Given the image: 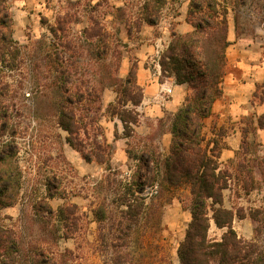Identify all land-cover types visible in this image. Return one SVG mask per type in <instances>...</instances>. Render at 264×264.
Segmentation results:
<instances>
[{
    "label": "rangeland",
    "instance_id": "rangeland-1",
    "mask_svg": "<svg viewBox=\"0 0 264 264\" xmlns=\"http://www.w3.org/2000/svg\"><path fill=\"white\" fill-rule=\"evenodd\" d=\"M143 1L6 0L20 56L16 68L0 70V99L8 106L21 186L2 214L22 248L41 247L55 264H178L177 245L190 220L189 190L162 183L161 173L137 156L168 152L171 119L194 92L192 83L162 76L158 63L172 35L193 26L189 0H167L156 24L137 26ZM217 1L227 7L229 44L221 95L202 119V134L208 149L219 152L220 168L232 173L222 191L224 206L247 209L264 201V127L258 124L264 114V0ZM131 68L142 99L134 106L138 123L126 137L106 107L115 99L109 75L124 78ZM61 82L83 92L73 108L82 151L92 160L67 143L56 122ZM242 160L252 167L249 192L233 178ZM125 202L142 203L140 211L129 217ZM71 205L64 226L57 210ZM98 207L101 220L93 213ZM255 226L249 217L231 222L247 240L260 239ZM225 229L210 219L207 234L220 239Z\"/></svg>",
    "mask_w": 264,
    "mask_h": 264
},
{
    "label": "trees",
    "instance_id": "trees-1",
    "mask_svg": "<svg viewBox=\"0 0 264 264\" xmlns=\"http://www.w3.org/2000/svg\"><path fill=\"white\" fill-rule=\"evenodd\" d=\"M166 1L144 0L136 19L137 26L142 22L156 24ZM244 1L239 0V3ZM188 5L193 29L173 34L161 52L158 63L162 76L172 77L178 84L192 83L194 92L171 119L168 152L161 157L144 151L137 157L144 165L149 167L151 164L150 168L161 173L162 183L189 190L190 200L186 207L190 220L183 239L177 245L178 264H264V201L261 206L247 209L243 206H224L222 191L229 186L232 173L220 168L219 152L208 149L202 134V119L210 114L213 101L221 95L220 82L225 73L224 51L229 44L227 7L217 0H189ZM234 17L237 26V10ZM10 25L11 16L6 0H0V70L3 67L14 69L19 62L20 49L12 37ZM103 34V45L107 49L106 33ZM108 82L114 88L115 99L107 104L106 110L121 121L123 135L129 137L133 133V125L138 123V112L134 106L140 103L142 90L136 83L133 68L124 78L109 75ZM79 91H72L63 82L57 86L56 122L67 132V143L89 161L93 157L91 153L82 151V143L78 139V120L73 108V103L83 93ZM258 124L264 127V114L258 117ZM246 134L244 130L241 141L244 151L248 144ZM16 152L8 106L0 99V264H55L41 247L33 246L29 250L22 248L13 228L4 222L7 216L2 214V209L15 202L21 186V170ZM233 178L245 192L254 188L252 167L245 160L235 164ZM150 179L153 182L155 175H151ZM140 188H143V184ZM123 204L129 217L135 216L142 205L139 202ZM70 207L74 205L60 206L57 210L64 226H67ZM47 212L52 213L48 205ZM93 213L96 219L103 218L101 208H95ZM234 217L252 219L260 239L247 240L238 236L231 227ZM210 219L217 227L226 228L220 239L209 238L207 231ZM64 234L67 236L66 231Z\"/></svg>",
    "mask_w": 264,
    "mask_h": 264
}]
</instances>
